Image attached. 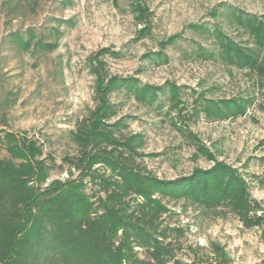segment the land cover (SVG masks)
Instances as JSON below:
<instances>
[{
  "label": "rangeland",
  "instance_id": "rangeland-1",
  "mask_svg": "<svg viewBox=\"0 0 264 264\" xmlns=\"http://www.w3.org/2000/svg\"><path fill=\"white\" fill-rule=\"evenodd\" d=\"M3 1L0 130L13 131L20 140L36 139L44 156L62 163L77 149L70 132L97 105L98 76L90 58L104 48L120 52L102 55L104 73L163 88L153 105L125 88L111 92L116 114L110 120L124 118L122 132L142 137L138 162L163 179L190 175L196 167L214 164L197 152L198 141L242 174L256 206L255 225L248 226L230 205L207 210L183 198L165 199L170 212L163 215V224L180 226L185 233L178 258L191 262L194 257L200 264L209 242L217 241L231 264H264V74L229 64L218 37L222 33L257 51L259 45L241 21L247 16L264 20V0H7L9 8ZM139 4L143 13L136 9ZM29 30L53 47L26 50L11 39V33L27 37ZM169 83L178 86L179 107L171 106ZM239 95L252 100L244 115H206V99ZM69 169L52 171L47 182L68 178ZM97 188L89 184L87 192ZM199 246L195 256L191 248Z\"/></svg>",
  "mask_w": 264,
  "mask_h": 264
},
{
  "label": "trees",
  "instance_id": "trees-1",
  "mask_svg": "<svg viewBox=\"0 0 264 264\" xmlns=\"http://www.w3.org/2000/svg\"><path fill=\"white\" fill-rule=\"evenodd\" d=\"M2 3L10 7L7 0ZM18 5L11 4V9ZM137 8L145 9L140 4ZM241 23L260 47L257 51L244 48L219 33L222 54L229 64L264 74V20L247 16ZM27 33V37L20 32L10 36L26 50L53 47L36 38L32 30ZM107 53L117 57L120 52L104 48L90 58L91 71L98 76L97 105L70 132L77 149L65 155L62 163L51 154L44 156L36 139L24 141L13 131L0 130V150L5 152L0 157V264H199L194 257L191 262L178 258L185 248L181 240L185 233L180 226L163 224V215L170 212L165 199L183 198L207 210L230 205L246 225L255 223L256 206L249 199L248 182L198 141L197 152L214 164L207 169L196 167L190 175L163 179L138 162L137 156L143 154L137 140L142 137L122 132L124 118L110 120L116 114L111 92L125 88L153 105L163 88L140 86L137 79L104 73V62L99 59ZM168 89L171 106L179 107L178 86L169 83ZM250 103L249 96L241 95L206 99L204 110L209 117L229 119L244 115ZM66 165L68 178L47 182L52 171ZM72 169L78 172L76 177ZM89 184L98 188L88 193ZM201 248L191 249L198 256ZM206 249L200 264H231L220 242L211 241Z\"/></svg>",
  "mask_w": 264,
  "mask_h": 264
}]
</instances>
